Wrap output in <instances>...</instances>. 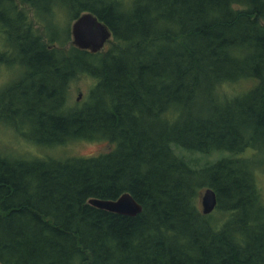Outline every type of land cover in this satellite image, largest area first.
Returning <instances> with one entry per match:
<instances>
[{
  "label": "trees",
  "instance_id": "1",
  "mask_svg": "<svg viewBox=\"0 0 264 264\" xmlns=\"http://www.w3.org/2000/svg\"><path fill=\"white\" fill-rule=\"evenodd\" d=\"M86 13L113 34L98 54L72 45ZM0 35V62L23 76L0 125L43 152L110 148L0 152V264H264V0H0ZM82 76L94 86L68 108ZM218 153L231 157L185 155ZM125 194L142 214L90 205Z\"/></svg>",
  "mask_w": 264,
  "mask_h": 264
},
{
  "label": "rangeland",
  "instance_id": "2",
  "mask_svg": "<svg viewBox=\"0 0 264 264\" xmlns=\"http://www.w3.org/2000/svg\"><path fill=\"white\" fill-rule=\"evenodd\" d=\"M23 8V7H22ZM66 23V22H65ZM108 45V44H107ZM5 48L4 39L1 41L0 35V52ZM22 69L19 67H10L9 65L0 62V97L3 91L16 82L17 79L20 81L23 76H20ZM94 86V81L89 77L82 76L75 79L71 83L69 101L67 103L68 108H74L83 105L88 98V95ZM243 86V85H238ZM237 87L236 90H238ZM234 88L229 87L228 93L234 94ZM82 95L80 101L78 99ZM10 104V101L8 102ZM21 120V119H20ZM29 132V131H28ZM25 138L16 134L14 129L9 128L5 125H0V152L7 155L17 154V155H38V157H54L58 159H64V157H82L91 158L98 156L100 154L106 153L110 150L107 143H87V142H77L67 145L65 148H59L48 152H43L42 147L36 145L28 144ZM188 155V160H192L194 165L203 166L206 164H214L221 159L231 157L228 153H218L211 157L198 156L192 154ZM260 188L264 193V176L259 175ZM204 193V191L202 192ZM202 197V194H201ZM200 207L202 209V199L200 198Z\"/></svg>",
  "mask_w": 264,
  "mask_h": 264
},
{
  "label": "water",
  "instance_id": "3",
  "mask_svg": "<svg viewBox=\"0 0 264 264\" xmlns=\"http://www.w3.org/2000/svg\"><path fill=\"white\" fill-rule=\"evenodd\" d=\"M72 45L80 51L92 54L102 52L113 39L110 29L102 23L94 14L82 15L71 28ZM82 95L78 101H80ZM202 213L209 216L218 207V199L214 190L206 189L202 193ZM90 205L110 213L135 218L143 213V208L130 195L125 194L116 201L91 200Z\"/></svg>",
  "mask_w": 264,
  "mask_h": 264
}]
</instances>
